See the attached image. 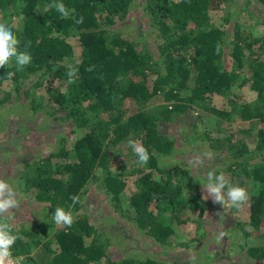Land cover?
Listing matches in <instances>:
<instances>
[{"label": "trees", "instance_id": "obj_1", "mask_svg": "<svg viewBox=\"0 0 264 264\" xmlns=\"http://www.w3.org/2000/svg\"><path fill=\"white\" fill-rule=\"evenodd\" d=\"M135 1L62 0L75 9L74 17L64 19L53 8L44 11L52 0H0V22L18 30L21 50L27 46L32 55L23 71L14 63L0 69V107L27 98L34 111L45 109L70 126L60 134L57 148L23 163L27 195L42 208L30 227L10 222L24 236L13 254L24 255L28 264H194L155 250L115 257L105 231L82 210L83 194L95 182L118 215L167 248L180 246L172 240L176 224L195 206L200 208L196 239L202 240L207 205L200 179L188 167L169 165L175 139L162 128L189 107L259 122L255 147L228 135L213 138L211 145L229 151L231 182L253 181L246 203L249 219L239 223L244 235L264 225V35L256 34L252 21L238 17L237 0H143L154 49L145 36L129 38L116 27L129 18ZM258 1L264 8V0ZM81 16L84 22L77 24ZM76 47L80 57L74 60ZM69 64L79 69L73 84L67 83ZM235 86L256 95L239 101ZM217 95L226 97L230 108L218 105ZM157 96L165 102L150 108ZM129 140L140 141L152 154L135 177L115 171L111 162L112 152L119 156L121 142ZM128 178L136 189L124 206ZM73 195L79 196L72 209L75 222L71 228L59 227L52 213L58 206L67 210ZM240 247L251 258H264V244L244 239Z\"/></svg>", "mask_w": 264, "mask_h": 264}, {"label": "rangeland", "instance_id": "obj_2", "mask_svg": "<svg viewBox=\"0 0 264 264\" xmlns=\"http://www.w3.org/2000/svg\"><path fill=\"white\" fill-rule=\"evenodd\" d=\"M143 0H136L132 6L129 18L116 27L119 28L125 36L134 39H141L145 36L150 47L155 46L153 28L148 22V17L142 7ZM238 17L244 21H252V28L256 34L264 35V8L258 0H237ZM249 9L251 13H249ZM255 14V17L254 15ZM253 16V17H252ZM218 20V18L216 17ZM258 21V22H257ZM79 47H76L75 59H79ZM246 88V86H245ZM242 87L235 86L232 92L236 91L239 101H250L256 95V92ZM231 92V93H232ZM184 93V92H183ZM216 103L224 107L232 103L226 97L216 96ZM161 96L154 98L148 106L157 108L164 103ZM220 118V119H219ZM259 122L236 117V114L230 119L220 117L216 113L207 112L199 108L176 112L173 119L167 120L162 125L163 130L175 139V148L173 154L168 158L169 165L176 163L188 167L190 171L200 179V182L206 179V174L210 170L223 171L229 178L228 161L231 159L230 153L226 147L215 148L211 145L213 138L222 139L223 135L231 136L234 141L246 140L249 147H255L257 138V129ZM70 129V126L60 120H55L49 116L45 109L34 111L30 105L29 99L13 98L8 103L0 107V178L7 180L17 189L20 206L13 210L9 222L14 226L30 227L42 216V208L39 201L28 197L25 183L21 174H23V163L34 160L37 156L55 149L60 144L59 136ZM81 131L73 133L70 140L81 134ZM219 139V140H220ZM70 141V142H71ZM119 156L111 155L113 168L115 171L123 174H130L132 177L137 175L138 164L132 149L128 146V141L121 142ZM204 152L212 153L213 158L204 162V166L193 168L188 161L197 154ZM36 156V157H35ZM253 159V158H252ZM255 158L253 160H258ZM228 160V161H227ZM252 160V161H253ZM22 171V172H21ZM129 179L122 197L124 206L129 203L130 194L136 189L135 182ZM235 182V181H234ZM232 182L233 184H236ZM253 181L249 180L247 184L240 185L251 192ZM203 196L206 192L200 184ZM82 208L93 220L96 226L105 231L111 242V252L113 255L122 256L124 254H145L151 250L160 253L169 258H177L181 261H190L194 264L210 260L216 264H264V258L254 259L247 255L245 249L241 246L242 240L250 243L264 244V225L252 229L251 234L245 236L239 223L249 219V211L245 203L241 208L225 209L220 205L213 203L211 198L205 199L207 209L205 213L204 224L206 227V236L201 239L197 234L200 208L189 207L183 212V222H177V234L172 236L174 242L180 246L163 247L157 245L152 237L144 231L138 230L124 216L118 215L114 206L111 205V199H108L95 182L88 185L84 192ZM76 218V213L73 211ZM227 231L228 235L220 242H216V236L221 231ZM199 235V237H197ZM183 241H191L192 244L186 246ZM210 258V259H208Z\"/></svg>", "mask_w": 264, "mask_h": 264}, {"label": "clouds", "instance_id": "obj_3", "mask_svg": "<svg viewBox=\"0 0 264 264\" xmlns=\"http://www.w3.org/2000/svg\"><path fill=\"white\" fill-rule=\"evenodd\" d=\"M48 8H53L64 19L74 17L75 9H69L65 6L62 0H52L49 5H46L44 11ZM37 12L41 9L37 7ZM77 24L84 22L83 17L75 21ZM11 27L3 22H0V69L11 67L14 63L17 71H23L32 61V55L27 51V46L21 50V40ZM219 53V46L217 47ZM89 71L92 69L89 68ZM79 72L78 67L71 64L67 69V83H75V79ZM128 146L132 149L137 157L140 166L148 164L152 154L138 140H129ZM212 153L204 152L197 154L188 161L193 168L204 166L206 159H212ZM203 189L206 192L205 199L211 198L213 203L220 204L224 210L230 208H241L249 199V194L246 188L239 184H233L223 171L215 169L210 170L206 174V179L201 181ZM71 205L66 210L64 207H56L52 213L54 223L59 227L71 228L75 222L72 209L79 202V196H70ZM20 200L15 187L7 180L0 178V264H21L19 257L13 255V248L18 240H23L24 236L9 222L13 210L19 208ZM228 235L227 231L221 230L216 236V242L220 243Z\"/></svg>", "mask_w": 264, "mask_h": 264}, {"label": "built area", "instance_id": "obj_4", "mask_svg": "<svg viewBox=\"0 0 264 264\" xmlns=\"http://www.w3.org/2000/svg\"><path fill=\"white\" fill-rule=\"evenodd\" d=\"M15 257H19L20 260H21V264H28L26 261H25V257L24 255H16V254H13Z\"/></svg>", "mask_w": 264, "mask_h": 264}]
</instances>
